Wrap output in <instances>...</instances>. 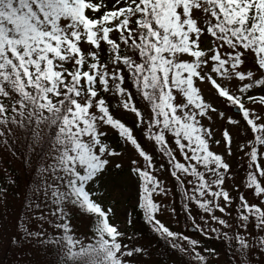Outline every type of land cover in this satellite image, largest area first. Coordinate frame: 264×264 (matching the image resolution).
<instances>
[{
  "label": "snow or ice",
  "instance_id": "snow-or-ice-1",
  "mask_svg": "<svg viewBox=\"0 0 264 264\" xmlns=\"http://www.w3.org/2000/svg\"><path fill=\"white\" fill-rule=\"evenodd\" d=\"M0 156V264H264V0H0Z\"/></svg>",
  "mask_w": 264,
  "mask_h": 264
},
{
  "label": "rangeland",
  "instance_id": "rangeland-1",
  "mask_svg": "<svg viewBox=\"0 0 264 264\" xmlns=\"http://www.w3.org/2000/svg\"><path fill=\"white\" fill-rule=\"evenodd\" d=\"M111 103L115 104V101L112 100ZM138 106H140V107L143 108V107H144L143 102H141V101L138 100ZM126 117L129 118L131 121L134 120V116H133L132 114H123V113H122V118H123L124 120H126V119H125ZM135 134H136V133H135ZM138 134L140 135V137H142V133H141L139 130H138ZM142 142H143V141H142ZM3 159H4V158H3L2 156H0V162H2ZM8 166H9L12 170H16V171H17V169L19 168V167H18V166H19V165H18V162H17V161H13V160L11 159V157L8 158ZM234 166H235V165H234ZM168 182H169L170 185L174 183L170 178H169V181H168ZM169 199H172V198L169 197ZM176 205H177V210L179 211V200H178V199L176 200ZM125 209L127 210V212H125ZM121 212H125V218H126V216H127V213H131V212H132V209H131V207L129 206L127 200H125V201L123 202V205H122V206H118V208H117V213H118V215H117V217L115 218V222H116V223L126 222V219H123V218L120 217L119 214H120ZM162 218H163L166 222H169V223L171 224V226L173 227V229H175V230H179V231H182L183 233H185V234H187V235H190V236H193V237H199V234H197V235H193V234H190V233L186 232L185 228H186L187 225L191 224L190 221L186 223L184 220H181L180 223H176V221L171 220L170 216H168V215H164ZM75 223H76V225L80 228V230L83 231V226H82L81 222L77 220V221H75ZM128 231H129V233H132V232H133V229H132V230H128ZM148 236H149V232L146 230V232L144 233V236H143L144 239H145V243H146L147 240L150 239V237H148ZM139 242H141V240H140ZM152 242H153V240H152ZM142 243H143V242H142ZM206 243L208 244V246H210V247H214V248H216L218 251L223 252V251L225 250V245H224V243H223L221 240H219V239H211V240H207ZM3 256L11 257V256H12V253H11L10 251H8V252H4L3 250H0V257H3ZM221 259H222V260L224 259L223 255H222Z\"/></svg>",
  "mask_w": 264,
  "mask_h": 264
},
{
  "label": "trees",
  "instance_id": "trees-1",
  "mask_svg": "<svg viewBox=\"0 0 264 264\" xmlns=\"http://www.w3.org/2000/svg\"><path fill=\"white\" fill-rule=\"evenodd\" d=\"M125 119H126L125 122H127L129 124V126L133 125V121H131L129 118L126 117ZM136 135L138 137H140V135L138 134V130L136 131ZM15 161H17L18 165H19V161L18 160H15ZM13 171L15 172L16 175H27L26 172L21 173L20 168H18L17 171L16 170H13ZM132 218L135 221V227L129 228L128 230L133 229V232L140 231L144 236V233L146 232V226L144 225L142 218L140 216L136 215L135 213H132ZM148 237H150V239L152 238V234L150 232H149ZM142 242L145 243V239H141L140 243H142ZM152 246L157 249V252L154 253V256H156V258L160 259L161 261L167 260L168 257L172 254L171 250L167 249V247L162 242L157 243L156 240H153Z\"/></svg>",
  "mask_w": 264,
  "mask_h": 264
},
{
  "label": "water",
  "instance_id": "water-1",
  "mask_svg": "<svg viewBox=\"0 0 264 264\" xmlns=\"http://www.w3.org/2000/svg\"><path fill=\"white\" fill-rule=\"evenodd\" d=\"M186 231L189 233H197L198 232L197 229L192 225L187 226Z\"/></svg>",
  "mask_w": 264,
  "mask_h": 264
}]
</instances>
